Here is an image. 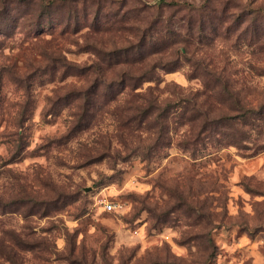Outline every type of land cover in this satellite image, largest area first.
<instances>
[{"label": "rangeland", "instance_id": "1", "mask_svg": "<svg viewBox=\"0 0 264 264\" xmlns=\"http://www.w3.org/2000/svg\"><path fill=\"white\" fill-rule=\"evenodd\" d=\"M92 3L98 6L91 34L77 37L80 11L65 0L47 12L75 18L67 36L51 44L56 37L49 33L47 43L0 52V244L19 249L15 264H111L109 249L116 264H127L121 253L136 256L135 264H264L260 229L245 230V217L264 203L256 199L264 195V145L226 150L244 136L233 123V96L243 103L264 92L239 39L227 43L235 26L217 39L222 18L207 11L211 0L201 9L190 0ZM34 7L36 0H3L0 34H14ZM88 9L86 0L85 21ZM166 10L176 32L162 35L176 43L162 53L137 57L142 42L113 52L98 47L139 40L134 26L141 13L165 23ZM190 17L194 25L203 22V32L195 25L181 34ZM262 30L256 24V36ZM95 55L135 74L161 58L171 64L151 80L158 91L151 85L137 91L119 79L100 93L89 62ZM170 85L174 90L165 91ZM212 112V120L204 118ZM192 247L202 259H186Z\"/></svg>", "mask_w": 264, "mask_h": 264}, {"label": "clouds", "instance_id": "2", "mask_svg": "<svg viewBox=\"0 0 264 264\" xmlns=\"http://www.w3.org/2000/svg\"><path fill=\"white\" fill-rule=\"evenodd\" d=\"M85 2L86 0H75V7L79 9L81 17V26L80 31L77 32V37L88 32V28L92 27L95 8L98 6V4H93L92 0H87L89 9L87 21H85L83 19ZM148 2L156 4L158 3V0H148ZM190 2H194L196 7L201 9L206 3H208V0H190ZM63 3H65V0H36V7L20 17V23L14 34L11 36L0 34V52L12 49L13 53H15L28 44L47 43L49 40L47 34L49 33L56 37L55 40H51V44H56L61 33H64L65 36H67L72 32V28L76 26L75 18L73 17L70 21L67 15H64L63 17L59 14L49 16L47 12V9L50 6L56 8ZM128 6H131V3ZM2 11L3 0H0V12ZM104 11H108V9L105 8ZM185 11H187V9H185ZM207 11L222 18V23L220 25L221 35L217 37V39L225 37L227 30L230 27L235 26L234 31L227 40L228 45L231 46L233 43L236 44L239 39V48H241L244 53V58L249 63L256 66V72L261 73L259 79H264V30H262L258 36H256L255 33L256 24L259 23L264 25V0H211V4ZM182 14L183 13H178L177 15L179 16ZM167 15L168 12L166 10L165 22H167ZM141 17L142 19L136 21L137 28L136 33L134 34L136 37H144L146 30L150 29L152 25L151 16L141 13ZM237 21H239L238 26ZM70 23L72 28H69ZM53 25H55L54 30H52ZM157 27H159V25H157ZM66 28H68L67 32H65ZM179 31L181 34H186L187 27L185 26V28L179 29ZM88 34H91V32H88ZM152 38V32H148V39L151 40ZM138 43V39L133 40L132 37H128L124 44L116 43L109 46L98 45V47L103 48L105 52H113ZM249 53H252L253 55L249 56ZM89 62L93 65L91 69L93 78L96 82L99 81L98 92L100 93L106 92L109 85H112L114 80L117 81L118 84L120 77L116 74L117 69L126 71L129 67L123 63L116 65L115 67H108V65L97 55L93 56ZM192 68L194 72L197 70L195 64H193ZM155 73L158 74L159 77H164V70L161 67H156ZM132 75H134V73H132ZM253 75H255V73H253ZM149 85L152 86L153 91L159 90L151 80L145 79L140 82V88H138L137 91H140L141 88H147ZM129 86H131V84H129ZM159 87L163 88V85H160ZM164 90L173 91L174 89L173 86L170 85L168 89ZM258 104H264V92L258 94L257 100L253 101L248 99L241 105L237 106L235 113L237 119L233 121L235 128L239 130V133L244 134L240 143L243 145H250L252 151H256L261 145H264V109L258 107ZM177 111H179V109H177ZM223 111L227 112L228 109L225 108ZM215 116L216 113L212 112L207 114L204 118L212 120ZM208 147L209 150H211L212 145L209 144ZM233 147L240 148L238 144L230 143L226 150H231ZM240 149L243 151L242 148ZM188 152H190V150ZM170 158L171 157H169V159ZM2 163L3 161L0 160V164ZM164 163H167V161ZM7 167L11 168L12 165H7ZM116 167H121L119 161H117ZM161 168H163V164H161ZM146 179L150 180L151 177ZM165 179H167V177H164L161 182L163 183V180ZM152 182L155 183V181ZM256 199L264 201V195L258 196ZM262 210H264V203L257 205V210L256 213L253 214V217H245L248 221L245 230L250 234L255 229L259 228L260 234L256 239L257 243H259L261 248L264 249V239H260V236H264V212H262ZM236 226L240 227L241 225L237 224ZM214 235L215 233H213V236ZM197 247H199V245ZM197 247L191 248L192 255L186 259H202L201 252L197 251ZM249 247H251V245H249ZM112 251V249H109L107 259L111 261V264H116ZM210 251L211 248L209 247V252ZM12 253H19V249L15 247V244H9L8 241L5 240L0 244V264H15L17 258L15 255H12ZM121 258L127 261V264H135L136 261V256H133L132 259L129 260L126 253H121ZM229 264H232V262L229 261ZM249 264H253V261L250 260Z\"/></svg>", "mask_w": 264, "mask_h": 264}, {"label": "trees", "instance_id": "3", "mask_svg": "<svg viewBox=\"0 0 264 264\" xmlns=\"http://www.w3.org/2000/svg\"><path fill=\"white\" fill-rule=\"evenodd\" d=\"M147 9H146L145 6H142V8L140 9V12L141 11L146 12ZM129 12L130 11H127V13H129ZM157 25H159V27H157ZM195 25L200 26V28H201L200 29V32H203L204 31V29H203L204 24H203L202 21H200V23H196ZM195 25H194V21L192 20V18L191 17L188 18L187 25H186V27H187V33L188 34H190L191 32H193V29L192 28H194ZM134 28H137V26L135 25ZM163 30H168L170 32H173L174 34L176 32L171 27V24H169L167 22L164 23L162 21V19H160V17H158V16L152 17V25H151V28L148 29V30H146L144 37L143 36H140L141 38L139 39V42H142V43L140 45H138V46L140 48H144L145 51L142 52L141 55L140 56H137V57L147 58V57H149L153 53H162L163 52V49H166V47H169L172 44L176 43L175 41L172 40V37H173L172 35H164L163 36L162 35V31ZM148 32H152V34H153V38L151 40L148 39ZM173 33H170V34H173ZM158 35H159V37L157 38L156 36H158ZM155 45H157L158 47L160 46V48H157L154 51H148L146 49V46H147L148 49L152 50ZM120 53L119 52H115L114 53V55L116 56L115 58L117 60H121V61H124V62L129 63L130 62V58L129 57H125L124 55H122ZM133 58L135 60H138V59H136L135 56H133ZM169 64H171V63H169V62H163L162 61V58H161V59H158L157 61L152 62L151 65H150V67L148 69H146L144 71H141V72H139L137 74L134 73V75H132V72L131 71L126 70V71L119 72L117 75L120 77V79L122 81H127V80L132 81L133 84H134V88L136 89L137 87L140 86L139 83L136 84L137 82H139V81L141 82L142 80H145V79L154 80V78H155V68L156 67H161L162 69H168V66H170ZM218 75L219 76H216V75L215 76L217 78L221 79L222 78V75L221 74H218ZM233 102H234L235 107H237V106H239V105L242 104L241 101L239 100V98L237 96H235V95L233 96ZM138 109H140V108H138ZM142 111H143V109H142ZM144 111H145V108H144ZM229 143H236L238 145L241 144L240 141H233V142H229Z\"/></svg>", "mask_w": 264, "mask_h": 264}, {"label": "built area", "instance_id": "4", "mask_svg": "<svg viewBox=\"0 0 264 264\" xmlns=\"http://www.w3.org/2000/svg\"><path fill=\"white\" fill-rule=\"evenodd\" d=\"M112 206H113V205H112L111 203H109L106 207L109 208V209H111Z\"/></svg>", "mask_w": 264, "mask_h": 264}]
</instances>
